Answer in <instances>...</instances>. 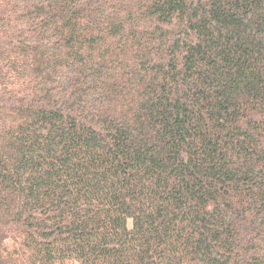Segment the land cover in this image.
I'll use <instances>...</instances> for the list:
<instances>
[{
  "label": "trees",
  "instance_id": "1",
  "mask_svg": "<svg viewBox=\"0 0 264 264\" xmlns=\"http://www.w3.org/2000/svg\"><path fill=\"white\" fill-rule=\"evenodd\" d=\"M0 264H264V0H0Z\"/></svg>",
  "mask_w": 264,
  "mask_h": 264
}]
</instances>
